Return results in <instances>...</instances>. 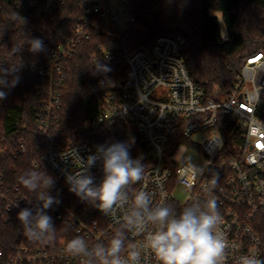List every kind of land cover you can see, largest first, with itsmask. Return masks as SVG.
<instances>
[{"label": "built area", "instance_id": "1", "mask_svg": "<svg viewBox=\"0 0 264 264\" xmlns=\"http://www.w3.org/2000/svg\"><path fill=\"white\" fill-rule=\"evenodd\" d=\"M33 1L42 3L41 12L46 13L65 0ZM82 9L98 14L104 31L112 37L121 36L125 24L134 20L130 8L123 11L110 0H83ZM91 36L85 26L75 25L72 36L46 48L48 66L39 69L43 98L36 112L38 134L55 181L50 194L60 200L46 210L56 227L54 238L36 241L25 235L17 213L25 207L35 209L40 202L0 173V217L9 223L17 221L20 227L16 238L0 248V264H83L84 258L66 251L67 242L82 237L89 246L107 243L123 228L132 192L141 190L151 195L153 205L164 203L177 213L198 198H215L221 217L218 231L228 243L222 264H238L245 255L263 260L264 236L257 225L264 212V114L259 110L264 52L247 58L235 94L216 99L208 97L191 75L184 53L186 39L157 36L149 50L126 54L124 77L113 73L101 79L110 92L99 113L67 131L61 124L64 68L78 45ZM221 114L230 117L233 131H240L238 149L237 145L228 149ZM117 141L127 143L131 157L144 164V178L127 190L129 200L122 208L105 215L69 191L65 177L84 171L87 157L98 146ZM4 148L1 144L0 153ZM25 151V141H21L13 155ZM89 171L99 184L102 162L97 161ZM179 187L184 190L183 200L175 194ZM151 230L149 225L145 233L133 235L123 228L126 238L121 255L135 247L141 253L140 264H159L151 249L144 247V237Z\"/></svg>", "mask_w": 264, "mask_h": 264}, {"label": "trees", "instance_id": "2", "mask_svg": "<svg viewBox=\"0 0 264 264\" xmlns=\"http://www.w3.org/2000/svg\"><path fill=\"white\" fill-rule=\"evenodd\" d=\"M1 2L0 69H8L9 74L3 77L7 86L1 85L6 98L0 103V145L5 147L0 153V173L35 200L36 192L25 188L18 177L29 170L53 175L44 161V140L38 134L36 112L43 98L39 69L48 66L44 49L72 36L75 25L85 26L92 36L78 45L76 55L64 68L61 124L67 131L99 113L110 92L101 85V79L113 73L124 77L126 54L149 50L157 36L186 39L184 53L189 71L207 96L216 99L235 94L247 58L264 52V0H128L134 20L125 24L118 37L104 31L98 14L83 11V0H65L46 13L41 12L43 4L33 0L31 13L23 7V0ZM30 38L42 39L43 50L29 51ZM16 77L18 82L13 87L11 81ZM259 106L262 115L264 91ZM220 120L228 149L234 145L238 149L240 131L232 130L228 115L221 114ZM21 141H25L26 151L15 157L13 151ZM257 227L264 236V212ZM19 228L17 221L9 223L0 217V248L16 238Z\"/></svg>", "mask_w": 264, "mask_h": 264}, {"label": "clouds", "instance_id": "3", "mask_svg": "<svg viewBox=\"0 0 264 264\" xmlns=\"http://www.w3.org/2000/svg\"><path fill=\"white\" fill-rule=\"evenodd\" d=\"M222 38L226 39V35ZM27 43L32 52L44 48L40 38H30ZM18 51L20 49H15ZM8 74V69H0V85L7 86L3 77ZM17 82L18 77L11 81V86ZM5 98L6 93L0 91V100ZM129 147L119 141L98 146L96 152L87 157L84 171L66 175L69 191L105 215H112L115 209L122 208L129 200L127 190L144 178V164L139 158L131 157ZM97 161L102 162L103 172L99 184L94 182L89 171ZM18 181L29 191L36 192V200L40 202L35 209L25 207L17 213L25 235L36 241L51 240L56 227L46 210L60 203L50 194L55 183L53 177L29 170L19 176ZM215 183L212 180L211 186ZM42 188L47 191H41ZM220 223L215 198H198L177 213L164 203L153 205L151 195L143 190L132 192L131 210L123 217V228L133 235L143 234L149 225L152 226L144 237V247L151 249L159 264H222L228 243L223 233L218 231ZM123 228L115 232L107 243L97 242L92 246L82 237H75L67 242L66 251L84 258L83 264H140L141 253L135 247H129L126 255H121L126 238ZM238 264H264V260L245 255L239 257Z\"/></svg>", "mask_w": 264, "mask_h": 264}, {"label": "rangeland", "instance_id": "4", "mask_svg": "<svg viewBox=\"0 0 264 264\" xmlns=\"http://www.w3.org/2000/svg\"><path fill=\"white\" fill-rule=\"evenodd\" d=\"M110 2L113 6L118 7V8H122L123 11H127L129 9L128 0H110ZM211 13L212 14H218L219 16H221V13H219V12L211 11ZM121 18H122L123 22H126L127 18H125V17H121ZM0 91H2L1 85H0ZM0 103H1V100H0ZM175 194L181 200H183L185 197L184 190L181 187H179L175 190Z\"/></svg>", "mask_w": 264, "mask_h": 264}, {"label": "water", "instance_id": "5", "mask_svg": "<svg viewBox=\"0 0 264 264\" xmlns=\"http://www.w3.org/2000/svg\"><path fill=\"white\" fill-rule=\"evenodd\" d=\"M23 4L25 6V8L27 9L28 12H33L34 11V7L33 5L28 1V0H23ZM46 51V48L44 49Z\"/></svg>", "mask_w": 264, "mask_h": 264}]
</instances>
